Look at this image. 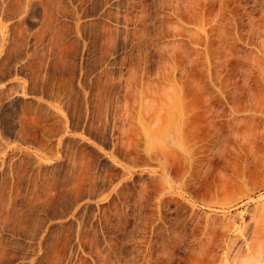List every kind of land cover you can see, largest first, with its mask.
Instances as JSON below:
<instances>
[{
    "label": "rangeland",
    "instance_id": "1",
    "mask_svg": "<svg viewBox=\"0 0 264 264\" xmlns=\"http://www.w3.org/2000/svg\"><path fill=\"white\" fill-rule=\"evenodd\" d=\"M0 264H264V0H0Z\"/></svg>",
    "mask_w": 264,
    "mask_h": 264
},
{
    "label": "bare ground",
    "instance_id": "2",
    "mask_svg": "<svg viewBox=\"0 0 264 264\" xmlns=\"http://www.w3.org/2000/svg\"><path fill=\"white\" fill-rule=\"evenodd\" d=\"M176 90H177V87H176ZM173 91H174V90H173V88H172V91H170V92L173 93ZM170 92H169V95H168V92H167V97L170 96V98L172 99V101L170 102V104L167 105V106L169 107V108L167 107V110L169 109V110H168L169 112H168L167 110H166V111L164 110L165 113L167 112L166 115H165L166 117H165V118L163 117L164 119L162 118V121H161L160 124H159V127L161 128L160 133H159V131H156L155 134H156V133H158V134L164 133V132H166L167 130H169L170 127H172L173 125H174V126H177V125H175V124L173 123L175 119H176L177 121L181 120V119H180L181 117H180L179 115H182V114H181V113L183 112L182 109L185 107V104L183 103V102H184V101H183V98H182V101H183L182 103H183V106H184V107H182V109H180L182 112H181L180 114L177 113V114H178V115H177V114H176V111H178V112L180 111V110H179L180 105H179L178 108H177V105L181 102V100L179 101L178 98L180 97L179 99H181L182 95H181V96L179 95V97H178V93L175 94L176 92H179V91H176V92L174 91V94H173L174 96L172 95V93L170 94ZM171 95H172V97H171ZM175 95H177V98H176ZM170 98H168V99H170ZM171 99H170V100H171ZM166 100H167V99H166ZM170 100H168L167 102H169ZM177 100H178L179 103H177ZM182 103H181V106H182ZM169 105H170V106H169ZM160 109H161V108H160ZM162 109H163V108H162ZM183 110H184V109H183ZM185 111H186V110H185ZM185 111H184V112H185ZM175 115H177L178 117L175 116ZM183 116H184V115H183ZM183 116H182V117H183ZM175 117H177V118L180 117V118L177 119V118H175ZM182 119H183V118H182ZM176 120H175V121H176ZM177 121H176V122H177ZM182 121H183V122L181 123V127L179 128V131H180V132H181V131L183 132V130H184V128H185V126H184V124H185V119L182 120ZM178 123H179V122H178ZM171 124H172V125H171ZM160 125H161V126H160ZM157 127H158V126H157ZM159 127L156 128V130H159Z\"/></svg>",
    "mask_w": 264,
    "mask_h": 264
}]
</instances>
